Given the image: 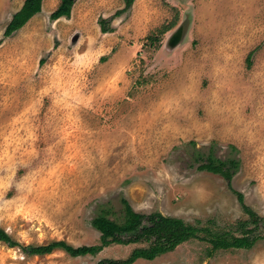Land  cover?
I'll return each mask as SVG.
<instances>
[{
    "label": "rangeland",
    "instance_id": "rangeland-1",
    "mask_svg": "<svg viewBox=\"0 0 264 264\" xmlns=\"http://www.w3.org/2000/svg\"><path fill=\"white\" fill-rule=\"evenodd\" d=\"M24 2L0 0V228L15 242L99 246L92 221L102 207L120 218L123 198L237 234L235 190L264 217V0H76L57 21L62 0H44L8 37ZM210 155L238 162L232 189L199 170ZM137 247L75 258L0 242V264H97ZM135 264H264V240H191Z\"/></svg>",
    "mask_w": 264,
    "mask_h": 264
},
{
    "label": "trees",
    "instance_id": "trees-1",
    "mask_svg": "<svg viewBox=\"0 0 264 264\" xmlns=\"http://www.w3.org/2000/svg\"><path fill=\"white\" fill-rule=\"evenodd\" d=\"M44 0H25L19 12L13 15L5 35L11 36L22 29L34 16L41 13ZM75 1L62 0L59 8L53 12L51 19L57 21L61 18H70ZM133 0H126V9L130 8ZM124 11V10H123ZM122 11L117 12L121 15ZM104 33L111 32L102 23ZM175 26L174 23L159 30V34L165 35ZM148 41L152 44L161 42L157 36H149ZM239 164L233 160L221 161L213 156L208 157L206 164L199 167L201 171H208L222 175L228 186L232 189V169H237ZM238 201L248 216L247 220L238 221L235 224L236 233L214 232L207 228H201L188 224L182 219L163 216L159 212L150 214L137 213L133 210L126 199L121 200L122 210L120 218H112L115 212L106 207L99 210L93 219V227L101 234L99 246H83L75 248L66 242L57 241L47 245L20 246L10 235L0 228V242L10 248L21 247L23 252L29 256L50 255L56 250H63L71 257L97 256L105 248L112 245H139L131 255L122 260L103 259L97 264H135L139 260L153 261L158 257L175 251L180 245L191 241H207L212 245L214 251L223 249H251L259 240H264V217H260L253 209L244 202V195L235 191Z\"/></svg>",
    "mask_w": 264,
    "mask_h": 264
},
{
    "label": "water",
    "instance_id": "water-1",
    "mask_svg": "<svg viewBox=\"0 0 264 264\" xmlns=\"http://www.w3.org/2000/svg\"><path fill=\"white\" fill-rule=\"evenodd\" d=\"M70 1H74V0H70Z\"/></svg>",
    "mask_w": 264,
    "mask_h": 264
}]
</instances>
